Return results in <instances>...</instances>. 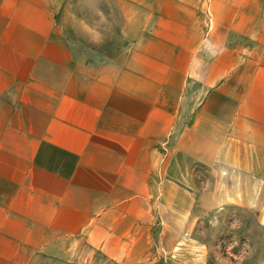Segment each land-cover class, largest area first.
Instances as JSON below:
<instances>
[{
	"label": "crops",
	"instance_id": "crops-1",
	"mask_svg": "<svg viewBox=\"0 0 264 264\" xmlns=\"http://www.w3.org/2000/svg\"><path fill=\"white\" fill-rule=\"evenodd\" d=\"M213 226L264 257V0H0V264H205Z\"/></svg>",
	"mask_w": 264,
	"mask_h": 264
},
{
	"label": "rangeland",
	"instance_id": "rangeland-1",
	"mask_svg": "<svg viewBox=\"0 0 264 264\" xmlns=\"http://www.w3.org/2000/svg\"><path fill=\"white\" fill-rule=\"evenodd\" d=\"M237 227L228 226V228H216L212 227V234L215 236L213 241L212 256L206 259L205 264H264V257H260L253 253V243L249 236L237 231ZM259 244L261 245L264 253V236L262 237ZM181 259V263H182Z\"/></svg>",
	"mask_w": 264,
	"mask_h": 264
}]
</instances>
